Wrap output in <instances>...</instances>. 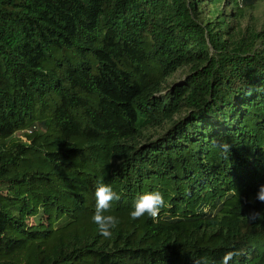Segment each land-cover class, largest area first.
<instances>
[{
  "label": "trees",
  "instance_id": "trees-1",
  "mask_svg": "<svg viewBox=\"0 0 264 264\" xmlns=\"http://www.w3.org/2000/svg\"><path fill=\"white\" fill-rule=\"evenodd\" d=\"M263 2L0 0V264H264Z\"/></svg>",
  "mask_w": 264,
  "mask_h": 264
},
{
  "label": "clouds",
  "instance_id": "clouds-1",
  "mask_svg": "<svg viewBox=\"0 0 264 264\" xmlns=\"http://www.w3.org/2000/svg\"><path fill=\"white\" fill-rule=\"evenodd\" d=\"M211 145L217 148L225 159H229L231 154L232 145L223 139H211ZM95 212L92 216V221L98 226L99 234L104 238H110L113 230L119 224L117 217L113 215H105L112 207L113 201H119L121 199L110 184L99 182L95 187ZM256 199L264 203V185L259 186V190L256 194ZM165 207V199L163 194L158 191L145 192L138 196L134 202L133 210L130 212V216L133 220L140 219L147 215L152 219H156L161 210ZM262 215L259 212H253L249 216L245 217L249 222L260 220ZM242 255L239 250L227 251L221 261V264H230L231 261L237 256ZM194 264H207L206 257H199L195 260Z\"/></svg>",
  "mask_w": 264,
  "mask_h": 264
},
{
  "label": "rangeland",
  "instance_id": "rangeland-1",
  "mask_svg": "<svg viewBox=\"0 0 264 264\" xmlns=\"http://www.w3.org/2000/svg\"><path fill=\"white\" fill-rule=\"evenodd\" d=\"M264 23V2L258 5L254 10H249L241 21L242 29L253 30L258 33ZM180 76L175 75V79Z\"/></svg>",
  "mask_w": 264,
  "mask_h": 264
}]
</instances>
